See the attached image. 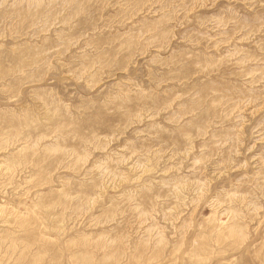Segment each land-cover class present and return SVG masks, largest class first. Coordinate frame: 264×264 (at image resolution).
I'll return each instance as SVG.
<instances>
[{
    "label": "rangeland",
    "instance_id": "374dc122",
    "mask_svg": "<svg viewBox=\"0 0 264 264\" xmlns=\"http://www.w3.org/2000/svg\"><path fill=\"white\" fill-rule=\"evenodd\" d=\"M0 264H264V0H0Z\"/></svg>",
    "mask_w": 264,
    "mask_h": 264
},
{
    "label": "bare ground",
    "instance_id": "6f19581e",
    "mask_svg": "<svg viewBox=\"0 0 264 264\" xmlns=\"http://www.w3.org/2000/svg\"><path fill=\"white\" fill-rule=\"evenodd\" d=\"M8 232V231H7Z\"/></svg>",
    "mask_w": 264,
    "mask_h": 264
}]
</instances>
